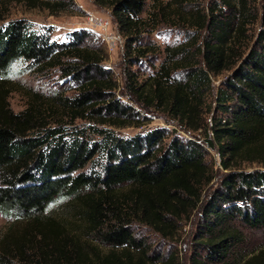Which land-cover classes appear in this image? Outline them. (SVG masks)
<instances>
[{
    "label": "trees",
    "instance_id": "trees-1",
    "mask_svg": "<svg viewBox=\"0 0 264 264\" xmlns=\"http://www.w3.org/2000/svg\"><path fill=\"white\" fill-rule=\"evenodd\" d=\"M147 1L93 0L110 10L127 36V46L142 42ZM221 3L224 13L211 11L197 24L206 29L200 43L191 37L167 46L159 70L145 81L129 69L125 73V88L134 103L146 110L162 109L185 130H199L205 143L178 136L167 140L164 128L122 137L91 125L99 136L93 139L84 128L71 131L61 124H45L41 106L49 116L60 109L71 120L114 128L138 127L143 119L113 97L116 83L101 65L103 59L88 49V30L72 31L67 40L58 41L46 26L24 20L0 25V76L16 61L43 70L70 60L75 63L68 62L62 74L77 86L72 96L53 93L39 102L33 97L16 114L0 103V212L25 220L28 230L36 231L2 238L0 264H162L166 256L152 250L135 229L143 226L171 238L177 222L198 208L204 187L214 178L206 147L215 148L219 166L228 172L201 208L205 264H230L232 252L244 241L243 230L264 231V169H241L244 164L264 168V0L262 29L247 52L242 48L249 20L239 21L247 0ZM54 6L62 10L67 4L61 0ZM152 7L148 18L153 20L161 7L157 0ZM150 50L137 47L135 56L127 54L128 61L136 62ZM175 70L179 77L171 79ZM222 71L230 73L214 94L216 114L205 123L210 74ZM60 199L76 206L86 232L106 252L93 250L89 257L72 239L66 242L62 227L46 213ZM193 263L203 264L195 259ZM165 264H176V255ZM237 264H264V246L239 257Z\"/></svg>",
    "mask_w": 264,
    "mask_h": 264
},
{
    "label": "rangeland",
    "instance_id": "rangeland-1",
    "mask_svg": "<svg viewBox=\"0 0 264 264\" xmlns=\"http://www.w3.org/2000/svg\"><path fill=\"white\" fill-rule=\"evenodd\" d=\"M61 0H0V25L11 20H24L33 26H46L52 30V38L58 41H65L70 32L78 29L88 30L90 40L88 49L102 58L101 65L108 70L116 83V88L111 91L113 97L123 103L132 106L140 113L143 119L142 125L114 128L112 126L100 125L88 119L71 120L66 113L58 109L57 113L49 116L46 106L40 108L43 115V122L49 126L61 124L68 130L87 129L93 139L99 136L92 133L91 125L98 128L112 129L115 134L127 137L139 134L153 128H164L169 132V137L178 136L186 139L196 140L205 143V136L199 130H185L180 123L167 116L162 109H143L130 98L125 88V73L129 69L138 77L139 81H145L155 75L159 70L160 64L165 60L167 46H178L186 42L187 38H198V43L206 33V29H200L197 25L203 18L214 14L224 13L225 6L221 0H157V7L160 11L154 16L153 20L148 18L149 11H152V0L147 1L146 11L143 18L146 20V28L141 33V43L127 46V36L121 33L111 15L109 9L98 7L93 0H63L66 9H57L54 4ZM261 0H247L245 16L248 19L244 36L245 52L253 45L259 31L262 29L260 22ZM138 48H152L145 56H139L136 62L128 61L127 54L132 57L136 55ZM192 47L190 51L196 54V59L201 61L202 57L197 54ZM176 60L178 58H175ZM175 59L173 61H175ZM70 60L62 61V66L47 67L38 70L24 65L21 61L11 64L3 75L0 76V103L8 108L13 114L19 113L28 107L33 97L36 102L47 99L53 93H64L72 96L76 93V84L69 80L68 76H63L62 68ZM70 64L75 62H69ZM172 66V63L170 64ZM230 73L222 71L219 75L210 74L212 89L205 100V111L202 119L205 123L209 122L216 114L213 107L214 94L220 82ZM179 77L178 71L171 73V79ZM38 104V103H37ZM210 105V106H209ZM209 106L210 109L207 107ZM45 109V110H44ZM207 162L213 168L214 178L208 183L202 193V202L198 208L194 209L188 218L177 222L176 232L171 238H162L148 228L137 226L135 231L148 240L152 250L166 256L162 264H165L171 254L176 255V264H194L193 260L201 261L205 264V252L201 243V225L203 223L201 208L207 201L210 194L221 186V181L227 174L219 166V158L215 148L206 147ZM243 171L263 170L257 164H244ZM48 217L62 227L61 235L67 237L66 242L74 241L84 249L89 257L92 251L106 252L102 247L99 248L97 242L86 232L83 222L80 221L77 208L69 201L57 200L47 209ZM42 222H46L45 219ZM28 223L23 219L7 217L0 212V241L2 238L21 237V235L36 234L34 229L28 230ZM244 241L238 245L237 250L230 256V264H237L239 257H247L250 253L264 246V231L243 230ZM62 237V236H61ZM60 238V237H58Z\"/></svg>",
    "mask_w": 264,
    "mask_h": 264
}]
</instances>
